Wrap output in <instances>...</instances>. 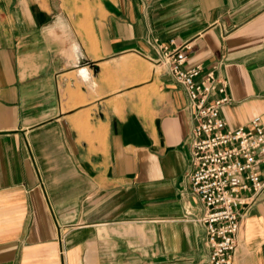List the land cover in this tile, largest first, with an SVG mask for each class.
Wrapping results in <instances>:
<instances>
[{
	"label": "crops",
	"instance_id": "obj_1",
	"mask_svg": "<svg viewBox=\"0 0 264 264\" xmlns=\"http://www.w3.org/2000/svg\"><path fill=\"white\" fill-rule=\"evenodd\" d=\"M0 0V264H201L189 114L154 41L264 129V0ZM264 177V171L261 172ZM233 264H264V187Z\"/></svg>",
	"mask_w": 264,
	"mask_h": 264
},
{
	"label": "built area",
	"instance_id": "obj_2",
	"mask_svg": "<svg viewBox=\"0 0 264 264\" xmlns=\"http://www.w3.org/2000/svg\"><path fill=\"white\" fill-rule=\"evenodd\" d=\"M157 64L178 83L189 114V164L185 179L200 202L206 255L201 264H233L239 219L264 187V129L258 116L228 128L219 109L226 83L214 69L184 68L182 46L154 41Z\"/></svg>",
	"mask_w": 264,
	"mask_h": 264
},
{
	"label": "rangeland",
	"instance_id": "obj_3",
	"mask_svg": "<svg viewBox=\"0 0 264 264\" xmlns=\"http://www.w3.org/2000/svg\"><path fill=\"white\" fill-rule=\"evenodd\" d=\"M61 3V7L65 8V9H74V8H78V0H64Z\"/></svg>",
	"mask_w": 264,
	"mask_h": 264
}]
</instances>
